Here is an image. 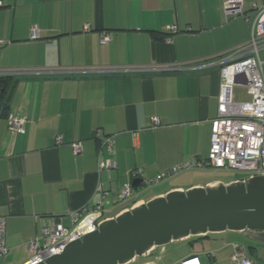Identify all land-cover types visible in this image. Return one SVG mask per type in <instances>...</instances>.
<instances>
[{"label":"crops","instance_id":"1","mask_svg":"<svg viewBox=\"0 0 264 264\" xmlns=\"http://www.w3.org/2000/svg\"><path fill=\"white\" fill-rule=\"evenodd\" d=\"M226 1L0 0V68L189 65L167 73L58 74L0 83L7 111L26 118L24 132L16 134L7 130L0 113V216L6 218L0 264H23L29 258L28 242L40 234L42 224L54 220L70 226V211L101 200L98 185L108 192L106 198L115 200L123 184L132 182V171L140 170L138 177L144 179L207 158L220 74L218 65L203 62L245 51L251 5L262 3L242 0L243 14L228 17ZM171 26L177 31L169 32ZM32 27L36 39L30 38ZM104 33L109 40L101 43ZM261 45L264 60V40ZM235 88L236 101L249 99L245 88ZM98 131L114 141L116 168L109 176L98 171V160L106 157ZM72 142L81 143L80 153L73 152ZM233 180L171 178L147 190L132 188L130 200L106 206V217L170 190ZM230 241L206 252L188 249L172 260L163 259L171 252L168 246L156 247L127 264L138 259V264H179L191 255L200 264H227ZM256 245L258 250L249 247L248 253L264 262L259 256L264 257V245Z\"/></svg>","mask_w":264,"mask_h":264},{"label":"built area","instance_id":"2","mask_svg":"<svg viewBox=\"0 0 264 264\" xmlns=\"http://www.w3.org/2000/svg\"><path fill=\"white\" fill-rule=\"evenodd\" d=\"M254 15L250 18L251 32L247 49L235 55H221L217 59H205L203 64L218 65L220 80L217 92V114L212 121L210 147L205 160L192 159L189 162L176 164L163 172L149 178H142L137 188L145 190L153 187L167 178L190 169H223L243 172L244 177L235 180H245L247 177L264 174V60L260 58L259 50L264 40V0L261 4L251 5ZM223 11L228 17L243 14L242 0H227ZM249 19V18H248ZM88 29V25L84 26ZM205 29V28H204ZM174 33L175 26L168 28ZM36 27H32L30 38H38ZM109 40V34L104 33L101 43ZM167 43L171 42L166 37ZM3 43L0 40V45ZM184 66H166L156 64L146 65H111L86 67H14L0 68V79L11 77H40L58 74L127 76L144 73H167L173 70L187 69ZM243 87L249 99L236 101L233 99V88ZM6 128L11 133L22 134L26 118L16 113L7 112ZM154 124L158 123L152 118ZM101 150L106 157L98 160V171L108 176L116 168L113 159V137L97 132ZM56 141L61 142L60 136ZM73 152L80 153V142H72ZM140 170L130 172L132 178L138 177ZM101 200L93 206H83L80 210L70 211L71 225L64 226L60 221H46L42 224L40 234L28 242L29 258L23 264H39L52 255L62 252L64 247L84 235L97 229L98 224L108 218L107 205H120L132 198L131 182L123 184V188L115 200L106 198L107 191L98 185ZM6 218L0 216V256L6 252ZM232 252L227 264H264L252 257L248 248L237 242L230 243ZM208 256L212 252H208ZM179 264H200L197 255L184 258Z\"/></svg>","mask_w":264,"mask_h":264},{"label":"water","instance_id":"3","mask_svg":"<svg viewBox=\"0 0 264 264\" xmlns=\"http://www.w3.org/2000/svg\"><path fill=\"white\" fill-rule=\"evenodd\" d=\"M141 181L133 178L132 188ZM225 231L264 245V174L170 190L101 221L39 264H127L172 241Z\"/></svg>","mask_w":264,"mask_h":264},{"label":"rangeland","instance_id":"4","mask_svg":"<svg viewBox=\"0 0 264 264\" xmlns=\"http://www.w3.org/2000/svg\"><path fill=\"white\" fill-rule=\"evenodd\" d=\"M234 94V100H236L237 96V89L235 88L233 90ZM245 174L243 172L233 171V170H223V169H190L183 171L182 173H178L177 175L171 177L175 180H181L188 177H198L200 180L205 179H221V180H231L236 179L240 177H244ZM171 178H167L168 181ZM164 180V182L166 181ZM160 185V183L158 184ZM137 189V188H136ZM149 189V188H147ZM145 189V190H147ZM135 190V189H134ZM137 191H142V189L138 188ZM223 234H210V238L208 240L206 239H198V238H192L190 241L185 240H179V241H172L171 243L165 245L168 246V250L171 249V252L167 251V254L163 255V259H173L177 256H180L188 249H195L198 252H206L210 250H214L216 248H220L224 246L225 243L229 242H237L240 244H243L247 248L254 247L256 250H258L257 243L251 241L244 232H232V231H225L222 232ZM262 250V249H260ZM261 259L264 260L263 255L260 253L259 255ZM142 260L138 259V261L135 264L140 263Z\"/></svg>","mask_w":264,"mask_h":264},{"label":"trees","instance_id":"5","mask_svg":"<svg viewBox=\"0 0 264 264\" xmlns=\"http://www.w3.org/2000/svg\"><path fill=\"white\" fill-rule=\"evenodd\" d=\"M6 80H8V78L0 79V83H6ZM7 112V101L3 100V92H0V113L6 115Z\"/></svg>","mask_w":264,"mask_h":264}]
</instances>
